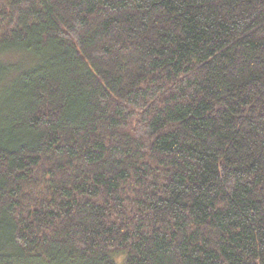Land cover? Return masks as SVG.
I'll return each mask as SVG.
<instances>
[{"label": "trees", "instance_id": "16d2710c", "mask_svg": "<svg viewBox=\"0 0 264 264\" xmlns=\"http://www.w3.org/2000/svg\"><path fill=\"white\" fill-rule=\"evenodd\" d=\"M0 264H264V0H0Z\"/></svg>", "mask_w": 264, "mask_h": 264}]
</instances>
